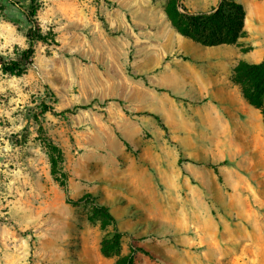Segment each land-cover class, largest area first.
I'll list each match as a JSON object with an SVG mask.
<instances>
[{"label":"rangeland","instance_id":"rangeland-1","mask_svg":"<svg viewBox=\"0 0 264 264\" xmlns=\"http://www.w3.org/2000/svg\"><path fill=\"white\" fill-rule=\"evenodd\" d=\"M42 2L34 63L0 72V264H76L83 238L101 249L115 233L103 207L125 233L119 254L143 248L136 264H264V148L238 147L218 119L232 112L199 83H170L176 70L206 78L209 59L264 41L245 29L205 45L173 26L168 0ZM220 2L183 0L192 12ZM1 3L0 55L16 58L29 46L28 1ZM6 35L24 47H5ZM46 138L64 152L67 190Z\"/></svg>","mask_w":264,"mask_h":264},{"label":"trees","instance_id":"trees-1","mask_svg":"<svg viewBox=\"0 0 264 264\" xmlns=\"http://www.w3.org/2000/svg\"><path fill=\"white\" fill-rule=\"evenodd\" d=\"M13 5H19L20 0H9ZM26 16L32 23L28 31L29 46L16 51V58L0 55V72L3 75L22 76L28 67L34 63V44L46 40L37 20L38 11L42 7V0H26ZM180 2L182 11L179 10ZM6 9L0 4V13ZM166 12L174 27L187 36H190L205 45L233 44L238 38L246 35L245 8L241 2L235 0H221L218 7L208 11L192 12L183 3V0H168ZM232 81L237 84L245 98L264 115V58L260 62L240 60L233 69ZM44 111L49 106L43 105ZM86 106H83V108ZM70 111V110H69ZM65 112V111H64ZM159 119V116L152 114ZM43 146L49 156L51 171L54 178L67 190L68 173L65 169V156L62 148L50 138L43 140ZM71 201V200H70ZM104 216L115 224V233L105 237L101 242V252L104 255L117 254L114 264H136L137 252L141 247H132L126 254H119L122 237L125 233L116 226L114 216L102 208Z\"/></svg>","mask_w":264,"mask_h":264},{"label":"crops","instance_id":"crops-1","mask_svg":"<svg viewBox=\"0 0 264 264\" xmlns=\"http://www.w3.org/2000/svg\"><path fill=\"white\" fill-rule=\"evenodd\" d=\"M239 1L245 8L244 27L247 29L249 37L254 42L261 43L264 41V0ZM263 58L264 49L256 50L255 53L248 54V56L242 55L237 59H233L229 52L221 53L216 58L209 59L206 64L208 69L206 78L198 75V81L196 77L194 79V74H192V79H189L187 74L182 75L176 70L173 72L170 83L172 85H181L182 82L199 83L208 101L222 99V107L232 112L229 115L219 114L218 119L225 124V131L231 134L232 139L240 140L238 147L243 149L249 144V147L264 148V115L259 108L245 98L240 87L232 81L233 69L240 60L248 59L252 62H260ZM183 63L178 62V65H185L193 69L198 68L196 64H190L187 61L185 64ZM76 255L78 259L76 264H114L112 255H104L99 246L89 248L85 238L82 239Z\"/></svg>","mask_w":264,"mask_h":264},{"label":"clouds","instance_id":"clouds-1","mask_svg":"<svg viewBox=\"0 0 264 264\" xmlns=\"http://www.w3.org/2000/svg\"><path fill=\"white\" fill-rule=\"evenodd\" d=\"M3 27L5 28V30H6L8 33H11V32L14 31V29L12 28V26L9 25V24H7V23H5V24L3 25ZM13 41L19 43L22 47H24V42H23L22 39H18L17 37H14V36H11V35H6V36H5V44H4V46H5V47H10V45H11V43H12Z\"/></svg>","mask_w":264,"mask_h":264}]
</instances>
